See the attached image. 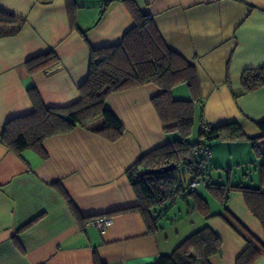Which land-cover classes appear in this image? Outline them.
I'll use <instances>...</instances> for the list:
<instances>
[{"label":"crops","instance_id":"0c3cea01","mask_svg":"<svg viewBox=\"0 0 264 264\" xmlns=\"http://www.w3.org/2000/svg\"><path fill=\"white\" fill-rule=\"evenodd\" d=\"M133 2L151 16L166 45L195 67L201 123L237 122L248 137H258L264 86L244 93L241 76L264 68V0ZM0 8L26 19L19 34L0 39V132L33 111L30 88L46 107L77 102L89 48L117 45L133 26L122 0H0ZM46 53H54L57 63L29 73L26 63ZM160 92L149 84L107 97L106 107L125 129L115 143L76 128L44 140V158L33 149L17 155L0 144V264H153L203 225L222 240L221 254L210 264H235L246 244L220 218L204 220L194 212L148 234L139 213H114L137 205L127 169L171 141L152 104ZM259 144L264 149V139ZM244 152L251 159L252 151ZM208 204L212 214L222 209L215 201ZM227 208L256 239H264L242 194L232 193ZM94 216L112 219L106 233L85 226ZM254 264H264V255Z\"/></svg>","mask_w":264,"mask_h":264},{"label":"trees","instance_id":"16d2710c","mask_svg":"<svg viewBox=\"0 0 264 264\" xmlns=\"http://www.w3.org/2000/svg\"><path fill=\"white\" fill-rule=\"evenodd\" d=\"M49 2L50 0H44ZM133 19V26L123 35L119 44L98 49L89 48L90 62L86 80L79 86V99L74 104L62 107H46L34 88L28 90L33 111L6 123L0 132V144L20 155L33 149L45 157L42 143L47 138L70 133L76 128L83 129L107 142L115 143L125 133L122 124L108 110L105 101L108 96L143 85H154L161 90L152 99L154 109L162 123L166 135H177L179 140L155 148L142 155L125 175L137 199L133 208L116 211L123 213L135 211L140 214L148 234L162 230L166 223L173 224L196 212L204 220L220 218L246 244L245 250L236 259L235 264H254L264 255V239H256L227 208L232 193H240L245 204L264 230V153H259L258 145L264 139V121L257 124L260 135L248 137L237 123L220 126H206L200 123L197 140L188 139L194 126L196 97L174 100L172 89L185 85L191 92L197 87V72L193 65L170 49L149 14L143 13L133 0H122ZM74 16L70 14V23L74 27ZM26 24L23 16L0 8V39L13 37L20 33ZM57 63L54 53H46L26 63L28 72L33 74L45 71ZM264 86V68L246 70L241 76V88L249 93ZM204 128L207 131L204 132ZM214 140L248 142L255 149L262 162L257 168L259 185L256 188L241 184H217L205 180V168L210 157L201 160L195 155L199 145L210 152L208 142ZM169 164L181 165L191 176L198 180L203 191L221 206V211L212 214L207 199L196 188L188 190L190 182L172 177L169 173L149 174V171ZM200 164V171L196 166ZM198 184V185H199ZM202 191V192H203ZM71 210L74 205L60 189ZM203 193V194H204ZM178 202L186 205L185 210L177 211L172 217L169 213ZM98 216L89 217L86 221ZM164 221V222H163ZM163 222V223H162ZM28 223L24 228L28 227ZM221 238L208 226L203 225L179 242L169 253L160 254L153 264H210V258L220 256Z\"/></svg>","mask_w":264,"mask_h":264},{"label":"rangeland","instance_id":"374dc122","mask_svg":"<svg viewBox=\"0 0 264 264\" xmlns=\"http://www.w3.org/2000/svg\"><path fill=\"white\" fill-rule=\"evenodd\" d=\"M184 92V95L181 93ZM195 89L193 92L185 85L177 86L172 89L171 97L174 100L187 101L192 98V94H195ZM192 93V94H191ZM196 111L194 114V126L192 128V133L188 139L189 142L197 140V134L200 126V106H196ZM172 140H179V136L170 135ZM210 149L214 152L215 160L218 159V164L214 163V159L207 161V168H205V180L206 182L211 181L217 184H227L228 182L232 185L241 184L245 187L256 188L259 185L257 168L262 162L261 157H257L255 154V149L252 148V144L248 142H236V141H222L214 140L208 142ZM262 145H258L259 153H264V149L261 148ZM252 151L250 155L251 159L247 160L246 153L244 151ZM241 155L242 157H239ZM254 155V156H253ZM240 158V159H239ZM244 162V163H242ZM169 174L181 181L190 182L191 176H189L181 165H178L175 170L169 172ZM197 190H200L202 196H204L207 201H214L206 195L203 191V186L201 184L196 186ZM203 191V192H202ZM204 193V194H203ZM186 205L183 202H178L175 209L169 213V217L177 214L179 210H185ZM164 222V221H163ZM162 222V223H163Z\"/></svg>","mask_w":264,"mask_h":264},{"label":"built area","instance_id":"2783aa9c","mask_svg":"<svg viewBox=\"0 0 264 264\" xmlns=\"http://www.w3.org/2000/svg\"><path fill=\"white\" fill-rule=\"evenodd\" d=\"M203 130H204V132H206L207 128H204ZM195 155L199 156V158L201 160H204V159H207L210 157V152L206 146L199 145L196 149ZM200 169H201V165L198 164L196 166V170L200 171ZM198 184H199L198 180H194V181L190 182V184L188 186V190L195 189ZM111 224H112L111 218H109L107 216H98V217H95L93 219L86 221L85 226L96 229L97 231H99L100 234H104V233H106V231L108 230V228L110 227Z\"/></svg>","mask_w":264,"mask_h":264},{"label":"water","instance_id":"95a60500","mask_svg":"<svg viewBox=\"0 0 264 264\" xmlns=\"http://www.w3.org/2000/svg\"><path fill=\"white\" fill-rule=\"evenodd\" d=\"M176 169V165L175 164H169L167 166H164L162 168H158V169H155V170H152V171H149L148 173L149 174H160V173H169L171 172L172 170H175Z\"/></svg>","mask_w":264,"mask_h":264}]
</instances>
